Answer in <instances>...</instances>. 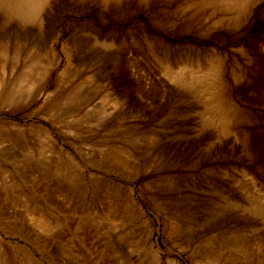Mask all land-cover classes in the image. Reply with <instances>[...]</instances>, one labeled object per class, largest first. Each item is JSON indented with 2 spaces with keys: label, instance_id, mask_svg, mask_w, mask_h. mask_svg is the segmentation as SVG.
Segmentation results:
<instances>
[{
  "label": "rangeland",
  "instance_id": "obj_1",
  "mask_svg": "<svg viewBox=\"0 0 264 264\" xmlns=\"http://www.w3.org/2000/svg\"><path fill=\"white\" fill-rule=\"evenodd\" d=\"M50 5L40 27L0 12V167L26 196L0 177V240L39 264H264V0ZM51 44L59 66L27 105Z\"/></svg>",
  "mask_w": 264,
  "mask_h": 264
},
{
  "label": "bare ground",
  "instance_id": "obj_2",
  "mask_svg": "<svg viewBox=\"0 0 264 264\" xmlns=\"http://www.w3.org/2000/svg\"><path fill=\"white\" fill-rule=\"evenodd\" d=\"M112 1H114V0H111V2ZM117 2H119V1H117ZM104 3L107 4V2H104ZM119 4L121 5V3H119ZM49 8H51L50 0H0V12L4 15V17L6 16L9 19H17L19 21L18 23H20V25L21 24H27L28 25V24H31V23L32 24L33 23L38 24V26H39V24L42 25L43 24V18H42V16H43L44 12L47 9H49ZM21 26H23V25H21ZM53 44L49 45L50 47L46 50V53H45L46 60H47L46 61V63H47L46 66L47 67L45 69H41L40 71L43 70L42 72H40V73L37 72L38 73V76L36 77V79L35 80L32 79V81H27V79H25L26 76H27V74H25L24 76L22 75L23 76L22 79H24L26 81V83H25L26 85H24L23 91H25L27 93L24 94V95H21V97H19V98L20 99H23L24 98L23 100L28 99V100L25 101V103L27 102V105H31L35 101H37V99L44 92L43 91L44 88L48 85L49 79L51 78L52 71L57 66H59L58 53L56 52L55 47H54ZM67 47H66V45H63V48H62L63 51L62 52H64L63 54H64V58L65 59H64L63 65L61 66L62 68L60 69L59 76L57 75V78H58L57 80L59 82V85L58 86L65 87V88L69 85V82H70L69 69H70V66L72 64L71 63L70 50L67 49ZM2 57H4V56H2ZM16 57L17 56H15V59H17ZM13 67H14V65H13ZM0 68L2 70V71H0V72H2L1 75H0V106H1V104H3L4 102L6 103L8 96L7 97L4 96L5 95L4 94V91H6L5 88H6V84H7V81H6L7 80V77H6V71H5V68L6 67H5L4 63L3 64H0ZM168 71L171 72L172 78L174 80H176V82L181 87H185L186 88L187 85H185V82L183 80V77L179 78V75L177 74V72H174V71L169 70V69H168ZM11 72H12V70H11ZM7 76H9V75L7 74ZM9 77H11V76H9ZM22 79H21L20 82L23 81ZM185 81L187 82L186 79H185ZM35 85H37V88L36 89H35V87H36ZM34 89H35V91H34ZM33 91H34V93H33ZM49 95L50 94H48V96ZM201 97H203V96H201ZM18 100H16V101H18ZM214 101H215V99H214ZM220 104H221V102H220ZM225 105H226V103H225ZM225 110H226V112H228L227 114H230V113H233L234 112V107L232 105H228L227 106V109H225ZM222 123H223V121H222ZM42 137H44L47 140V142L50 143L49 145H50V148L51 149H52V146L55 148L54 143L52 142V139L50 138V135H49V133L47 131H44ZM54 148H53V150H54ZM58 149H56L57 150L56 151V155L59 158H62L64 161L67 160L66 163L72 159V158L70 159V157L68 156V154H65L60 149L59 150ZM50 152H52V150H50ZM0 177L2 179H4L11 187H13V189H16V193L19 194V193H21V191H23V187H22L21 184L24 182V175L22 173V170L19 167H17L15 164H14V166L11 169H4L3 167H0ZM24 195H22V193L19 195V199L21 200V203H23V202L25 203L26 202V196H24ZM263 204H264V202H263ZM256 209H257V212L258 213H260V214L261 213H264V206L258 204L255 207V210ZM30 213L37 214V216L35 218V226L39 230H42V231L45 230V231H47L46 229L49 227L50 223L45 222V221L47 220V218H49V216L47 214H45L43 211H41V209H39L38 207L37 208L36 207L32 208L31 211H30ZM261 216H264V215H261ZM155 258H157V257H155ZM156 260H157V264H161V261L160 260L159 261H158V259H156ZM19 261H24L25 264H39L33 258V256L30 254V252L27 249H25V248H23L21 246H16V245L7 243V242H2V240H0V264H11L13 262H17V264H19ZM166 264H176V263L173 262V261H167Z\"/></svg>",
  "mask_w": 264,
  "mask_h": 264
}]
</instances>
